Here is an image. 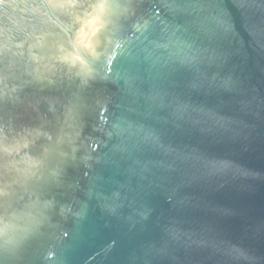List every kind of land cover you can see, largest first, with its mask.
I'll return each instance as SVG.
<instances>
[{"label":"water","instance_id":"1","mask_svg":"<svg viewBox=\"0 0 264 264\" xmlns=\"http://www.w3.org/2000/svg\"><path fill=\"white\" fill-rule=\"evenodd\" d=\"M0 264H264V0H0Z\"/></svg>","mask_w":264,"mask_h":264}]
</instances>
